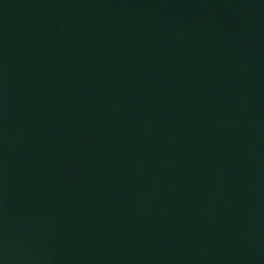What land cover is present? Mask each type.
Here are the masks:
<instances>
[{
  "label": "water",
  "instance_id": "water-1",
  "mask_svg": "<svg viewBox=\"0 0 264 264\" xmlns=\"http://www.w3.org/2000/svg\"><path fill=\"white\" fill-rule=\"evenodd\" d=\"M0 264H264V0H0Z\"/></svg>",
  "mask_w": 264,
  "mask_h": 264
}]
</instances>
